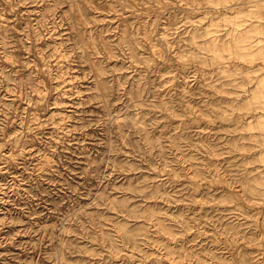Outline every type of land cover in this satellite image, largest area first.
I'll use <instances>...</instances> for the list:
<instances>
[{"label":"rangeland","instance_id":"obj_1","mask_svg":"<svg viewBox=\"0 0 264 264\" xmlns=\"http://www.w3.org/2000/svg\"><path fill=\"white\" fill-rule=\"evenodd\" d=\"M263 4L0 0V264H264Z\"/></svg>","mask_w":264,"mask_h":264},{"label":"bare ground","instance_id":"obj_2","mask_svg":"<svg viewBox=\"0 0 264 264\" xmlns=\"http://www.w3.org/2000/svg\"><path fill=\"white\" fill-rule=\"evenodd\" d=\"M235 5H230L228 9L233 10V7ZM255 12V13H254ZM249 13H252L256 16L258 21L250 22L249 25H245L244 28L241 27V22L237 21L234 22L237 28L233 31V33L229 34L228 40L225 42H222L221 44L217 43L216 38L212 37L209 40V44L211 49H214V51L217 53V56L221 57V50L222 48L226 47L230 50H233L234 48L236 50V53L242 57L250 58L251 56H254V51H250L254 46H256V53L260 58L264 59V46L260 45L261 40L258 42V44L254 45L251 42V33L257 32L259 33L261 30H263L264 23H262L261 20L264 19V4L260 5V7L257 10H251ZM228 44V45H227ZM227 45V46H225ZM261 92L257 93V96L259 95V98L263 96L264 94V79H262V83L260 86ZM264 104V100H263Z\"/></svg>","mask_w":264,"mask_h":264}]
</instances>
